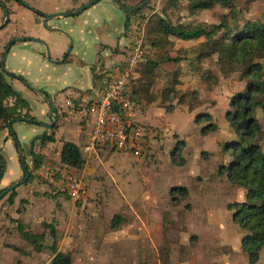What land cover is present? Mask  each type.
I'll return each instance as SVG.
<instances>
[{"label": "rangeland", "instance_id": "rangeland-1", "mask_svg": "<svg viewBox=\"0 0 264 264\" xmlns=\"http://www.w3.org/2000/svg\"><path fill=\"white\" fill-rule=\"evenodd\" d=\"M88 1L36 0L37 3L33 5L34 0H22V4L26 6L24 7L13 0H0L8 11L6 23L0 29V62L4 46L9 40L28 35L37 36L47 43L52 60H55V56L58 57L57 60L65 57L62 63L53 64L45 58V47L42 44L33 41L15 42L4 59L5 70L22 77L31 87L53 96L58 88L67 86L63 84L77 85L87 79L89 76L85 75V69L96 65L98 49L99 52L106 51L108 58L98 64L103 74L98 75L97 70H93L92 89L79 92L80 97H89L103 89L102 80L108 72L107 68L115 67L125 60L123 38L131 21L148 20V26L151 28V25H154L152 23L157 24V19L161 18L164 23L183 31H191L195 26L202 25L210 34L192 41H182L172 36L161 40V35L152 36L156 38L157 44H152L150 37L146 39L143 49L145 62L156 64L154 61H159L160 57L166 54L170 59L172 57L177 59L175 63L179 64V70L172 65H166L161 76L164 75L166 78L167 73L169 78L164 80L162 86L157 84V87H162L161 95L167 99L159 102L155 100V94L151 97L152 104L162 103V108L166 113H170V129L148 127L152 130L150 134L153 137L147 136L143 154L139 158L103 145L97 147L99 150L97 156L92 155L96 164L95 177L98 182L96 189L102 187L111 189L123 183L121 186L124 187V195L131 210L124 215L118 231H110L108 228L111 212H104L100 220L93 216L98 206L92 207V204H103L104 198L99 195L102 191L96 192L92 198L86 197L80 203H72L67 196L55 193L52 184H45L44 192L35 189L34 197L41 195L52 200V211L44 218L43 224H49L54 229L58 236L57 247L70 251L73 264H249L240 247L244 232L232 223L231 213L227 208L229 204L245 200L244 190L231 185L217 174L219 166L228 164L230 159L228 153L223 152V146L238 139L225 115L230 110L231 98L244 92L248 79L242 77L240 66L232 67L228 62L224 63V59L220 66L216 54L207 57L200 55L208 48L203 46L206 40H215L224 34V30L212 33L211 28L220 24L224 15H227L226 21L231 26L235 24L234 21L240 26L246 21L264 24V0H230L237 12L235 18H231L228 9L220 4H214L207 10L190 9V4L197 0H149L145 7L132 15L124 14L111 0H101L77 16L60 17L48 22L49 27H59L65 34L47 31L42 26V16L30 10L33 8L48 15L50 12L73 10ZM120 1L124 4L140 3V0ZM3 19L4 15L0 9V25ZM104 27H107L108 33H104ZM101 33L107 34L113 43L112 46L101 42L99 35ZM70 44L71 49L67 53ZM34 49H39L40 57L37 56V60L30 54ZM106 56L107 54H102L101 58ZM259 57L254 61H259L264 70V56ZM145 62L139 65L137 69L139 72ZM42 64L47 66L44 67ZM149 66L146 65V69ZM208 73L215 80L206 81L204 77H207ZM153 74L155 75L154 71ZM139 76L138 74L136 77ZM5 80L22 99L23 95H28L30 98H38V101L47 105L19 80L7 75ZM34 80L37 83H34ZM67 89L62 92H66ZM14 102V97H11L5 100V105L14 111ZM86 103L88 102H82ZM26 104L27 106L18 104L21 115L27 113L33 117L31 107L37 118L40 112L44 111L45 106H40L36 102H32L31 107L28 102ZM148 105L142 101L134 103V112L140 113ZM201 114L210 115L211 124L215 126V130L207 135H203L201 130L208 121L202 119L200 123L195 122V118ZM255 116L262 129L259 144L264 152V111L257 110ZM134 120L136 121V117ZM136 124L143 129L146 128L137 121ZM11 131L15 133L14 123L11 125ZM20 132L27 135L26 130ZM4 133L5 136H9L6 125L0 128L1 152L7 159L0 189L15 184L14 179L20 175L16 158L14 160L13 137L9 136V141L5 143ZM22 142L28 144L27 140ZM20 146L25 163L29 168H33V164H30L31 155L37 154L33 152L31 145ZM176 147L179 150L175 153ZM113 156L120 157L121 161L128 164V173L117 170L116 163L112 161ZM52 164L63 169L57 162L52 161ZM125 174L129 177V182L119 180ZM31 182L37 185L41 183L35 175ZM175 187L186 188L187 195L184 197L172 195L171 191ZM28 204L27 200H21L7 211L9 212L7 217L13 216L15 210L18 213H29L30 217H33L32 207L41 210L40 205L31 204L30 207ZM6 206L8 204L4 198L0 201V210ZM11 222L14 220L11 219ZM30 223L28 228L33 225L36 233L44 229L47 236L45 242L50 243L49 229L43 228L42 224ZM94 227L97 230H94ZM6 241L18 243L16 236L9 237ZM145 242L150 245L144 246L145 250L139 246V253H144L143 256L147 255L148 259L157 254V261L145 262L142 258L140 262L131 259L124 263L119 260L123 255H138L137 246ZM19 247L28 251L26 255L29 258L36 253L28 244H21ZM111 253H115L119 261H112ZM47 256L48 254L42 255L45 259ZM256 264H264V247Z\"/></svg>", "mask_w": 264, "mask_h": 264}, {"label": "trees", "instance_id": "trees-1", "mask_svg": "<svg viewBox=\"0 0 264 264\" xmlns=\"http://www.w3.org/2000/svg\"><path fill=\"white\" fill-rule=\"evenodd\" d=\"M0 4L2 3L0 2ZM214 4H220L227 8L231 18L237 16V12L230 0H197L190 4L189 8L207 10L212 8ZM36 14L42 16L40 12ZM226 20L227 15H224L220 24L211 27L212 33L224 30V34L221 33L223 35H220L221 37L218 39L206 40L203 46L208 48L200 56L207 57L216 54L220 61V66L223 59L224 63L228 62L232 67L235 65L240 66L239 70L243 74L242 77L248 79L244 92L231 98L230 110L225 115L226 120L233 128L238 139L223 146V152L228 153L230 159L228 164L219 166L217 174L225 178L231 185L244 190L245 200L229 204L227 208L231 213L232 223L244 232V236L240 242L242 252L246 255L249 264H256L259 261L260 251L264 247V152L259 144V139L262 137V129L255 116L257 110L264 111V70L262 64L259 61H254V59L260 58V55L264 56V24L246 21L240 26L234 21L235 24L231 26L230 23H227L228 20ZM148 24L147 20L145 42L147 37H150L152 44H157L156 38L152 37L157 35L172 36L182 41H192L210 34L208 29L202 25L195 26L191 31H183L171 24L164 23L161 18L157 19V24L153 22L152 24L154 25H151V28ZM173 62H177V59H174ZM150 65L151 68L146 69L144 64L140 68V72L137 70L139 69L138 66L128 82L126 95L134 103L142 101L148 104L152 101L150 86L154 78L153 68L157 67V65ZM137 72L140 75L139 77H136L138 76ZM4 74L3 71H0V128L3 125H6L8 128V123L12 125L20 119L22 121L19 122H24L23 120L25 119L35 120L29 114L21 115L20 111H18L19 103L23 106H27V104L5 80L6 74ZM204 78L206 81L215 80L209 73ZM22 80L24 79L22 78ZM131 83L132 87H130ZM11 97L15 99L14 111L5 105V100ZM202 119L208 121V124L201 130L203 135H207L209 132L215 130V126L211 124L210 115H198L195 118V122L200 123ZM54 128L55 125L51 129ZM9 136L13 137L10 132ZM41 140L42 142H52L53 137L52 135H44ZM13 141L16 147L19 142L15 133ZM31 156L33 168H29L27 163H25L28 179L22 185H26L32 181L34 170L44 162L41 161L42 158L40 160L39 155H33L32 153ZM59 160V166L66 170H81L85 164L79 148L71 142L63 143ZM51 166L55 168L53 164ZM5 169L6 160L0 151V182L4 176ZM8 188L0 189V201L6 198L7 203L12 204L15 198V189L8 191ZM187 193L188 190L184 187H175L171 191L172 195L183 197ZM117 220H119L118 217H114L112 227L116 226ZM44 228L49 229L52 239L51 245L47 247L43 245L45 233L34 234L21 223L17 224V231L25 242L32 245L37 252L46 250L50 253L52 256L50 264H71L70 255L58 251L56 246L57 236L52 226L45 224ZM12 248L17 250L15 247Z\"/></svg>", "mask_w": 264, "mask_h": 264}, {"label": "crops", "instance_id": "crops-1", "mask_svg": "<svg viewBox=\"0 0 264 264\" xmlns=\"http://www.w3.org/2000/svg\"><path fill=\"white\" fill-rule=\"evenodd\" d=\"M37 2H36V0H34L33 5H35V3H37ZM63 4H65V3H63ZM126 5L132 6V5H136V3L126 4ZM36 11H38V10H36ZM62 12H64V11H62ZM50 13L52 14V12H50ZM108 32H109V30L107 29V27H104V33H108ZM99 35L101 36V39H102L101 42L102 43L106 42L107 44H110V46H112L113 43L110 42V40L107 37V34L101 33ZM28 36L39 38V37L33 36V35H28ZM166 37H167L166 35L160 36L161 40H166ZM39 39H41V38H39ZM123 40H124V43H123V47H124L125 34H124ZM25 42H27V41H25ZM120 43H121V41H120ZM38 50L39 49H34V50H32L33 52H30V54L33 56L34 59H36L37 56H39ZM102 54H107V56L104 58H101ZM98 56L99 57H98V61H97L96 65H93L91 67H87L85 69V72H84L85 75L89 76L87 79L81 81L80 84L77 83V85H76V83L63 84V85H67V86L65 88H58L56 90V92L53 94V96L49 94L53 100V105H54V108L56 111V116L50 115L49 111H48V106L44 105V103H42L41 101H38L39 100L38 98H36V97L30 98L28 95H23V98L26 100V102H28L29 107H31L32 102H36L37 104H40V106L41 105L45 106L44 111L40 112L38 118L34 116L33 111H32V107L30 108V112H31L32 116L35 118V120L40 122V123L50 124L51 121L55 120L56 123H55L54 129H46L39 124H32V123L19 122V121L14 123V129H15V135H16V138H17L19 144H21L22 146L31 145L33 152L35 154L39 155L40 158L47 160V163H49V164H52V161L60 164L59 155H60V150H61L63 143L71 142V143L75 144L79 148L80 153H81L83 159L85 160V164L81 170L71 169V171L73 170V172L77 173L79 176L83 177L86 180V182L88 184V193L86 196L87 198H88V196H90L92 198L94 196V194L98 191H102L99 195L102 196V199L104 198L102 205L94 204V203L92 204V207L98 206V208L95 209V211H94L95 213L93 216L96 217V219L100 220L101 218H103L102 215L104 212L105 213L111 212L112 215L110 218V222L108 224V228L110 231H118L120 224L123 222L122 219L124 218V215H126L131 210L129 202H127L126 196L124 195L125 194L124 187L121 186V184H123V183L117 181L118 183H121V184L115 185L111 189H108V188L104 189L103 187L101 189H96L97 184H98L97 179H96L97 177H95V174H97L96 168H95L96 164L94 163V158L92 155L97 156L99 150L96 149V152L89 154V155H86L83 153L82 149L88 141L87 134L89 131L90 124L87 120L83 119L78 114H73L71 112V108L69 106V104L78 105L82 102H88L89 103L91 101L98 99V97L101 95V91H100L97 93L95 92L93 94V96L82 98V97H80V93H79L80 90L83 91V90L92 89V86H93L92 74L94 73L93 70H97L96 73L98 75L103 74V71L101 72L102 69L100 70L98 64H101L102 61L106 60L109 55L106 51L99 52V49H98ZM50 57H51V55H50ZM45 58H46V55H45ZM54 59H55L54 61H59V60H57L58 59L57 56H55ZM174 59H175V57H172L170 59V56L167 57L165 54L164 56L160 57L159 61H154L156 64L157 63L158 64H157V67L153 70L155 72V75L153 78V82L150 86V94H151V97L153 96V94H155V96H156L155 100L156 101L163 102L164 99H167L166 97L163 98V96L161 95V94H163V91L161 90L162 87H157V84L162 86L163 82H165L164 80H168V78H169L167 73L165 75L166 78L164 77V75L161 76L162 71L164 70V67L166 65H168V66L172 65L173 68H175L176 70H179V64L173 62ZM117 62L119 63V61H117ZM144 62H145V58H144ZM53 64H55V63H53ZM120 64L121 63H119L115 67H113V66L108 67L107 70L110 71L111 69H115L118 66H120ZM146 65L148 66L150 64H148L146 61L145 66ZM42 66L46 67L47 65L42 64ZM81 67L84 68L85 66L84 67L81 66ZM150 68H151V65L148 67V69H150ZM98 70H100V71H98ZM34 83H37V81L34 80ZM67 88H71V89H67ZM64 89H67L66 92H62ZM157 93H159V94H157ZM44 94L46 95L47 93L44 92ZM151 99H153V98H151ZM78 100H80V101H78ZM148 104H147L148 106L145 107L140 113H137V114L135 113L136 121L138 123H140L142 126H146V128H147V129L144 128L145 129L144 130L145 131V140H146L147 136H149V135L152 136L151 135L152 130L149 129L148 127H153V128H156V127H158V128L163 127L164 128V127H166L167 130L170 129V113H166V110L164 108H162L163 107L162 103L160 105H156L154 103L152 104V102H150ZM15 124H19V125H15ZM26 124H28V125H26ZM22 130L23 131L26 130L27 135L24 132H20ZM5 135H6V133H4V135H3V142L7 143L9 141L8 140L9 136H5ZM44 135H46V136L52 135L53 141L52 142H42L41 139ZM23 140H27L28 144H24L22 142ZM12 141H13V139H12ZM167 145H169V143H167ZM14 150H15L14 160L16 158L17 163L19 165V170H20L19 171L20 172L19 177L14 179V181H16L14 183H17V182H19L20 179H22L23 172H22V169L20 167V163H19V159H18V153H17V149L15 147V144H14ZM0 151H2L1 145H0ZM3 156L6 160V166H7L6 156L4 154H3ZM112 161L114 163H116L117 170L119 169L120 171H124L125 173L129 172L128 164L121 161L120 157L113 156ZM55 168L57 170H64V169H60L56 166H55ZM4 174H5V172H4ZM122 176L125 179L123 177H120V179H119L120 181H122V182H129L130 181L129 177L126 174H125V176L124 175H122ZM99 180L102 181V179H100V177H99ZM113 180H114V178H112V181ZM0 184H1V182H0ZM109 186L110 187L112 186L111 182L109 183ZM0 187H1V185H0ZM35 189H36L35 185L32 182H30L26 185L18 186L17 188H15V198L13 199V203L12 204L7 203L8 206H6L2 210H0V264H50V261L52 258L50 253L46 250L43 252H37L32 245L28 244L27 242H25L20 237V235L17 231V224L18 223H21L26 228H28L29 225H31L30 222H32L35 225L42 224L43 228H44V224H43L44 218H47L52 211V200H48L41 195H37V197H34L33 194H34V192H36ZM23 199H25L29 202L28 206H30L31 204L40 205L41 206V210H40L41 212L39 210H37V208L32 207L31 208L32 209L31 215L33 217H30L29 213H25V212L18 213L17 210H15L14 215L10 217L12 220H14V222H11V219L9 217H7V214L9 213L7 211L10 210L11 208H13L18 203H20L21 200H23ZM108 208H110V210H108ZM114 217H119L118 218L119 220H117L116 226L112 227V220L114 219ZM28 229L34 234L44 233V229L41 230L40 232H37V233L34 232L35 228L33 227V225L31 228H28ZM94 230H97V229L94 227ZM14 236H16V239H18L17 244L10 243V242L6 241L7 238L14 237ZM56 236H57V234H56ZM46 237L47 236L45 234V237L43 240V245L47 247V246L51 245L52 239H51L50 234H49L50 243H46L45 242ZM57 241H58V236L56 239V246H57ZM21 244H28L29 246H31L33 248V250L36 252L35 255H33L32 258H29L28 255H26V253L28 251L22 250V248L19 247ZM147 245H150V244H148V243L146 244V242L144 244L140 243V245L137 246L138 255H135V254L130 255L129 254L130 257L127 255L126 256L123 255L122 257H120L121 259H119V260L120 261L122 260V262H124V263L129 261V260L131 261V259L134 262L135 261L140 262L142 260V258L144 259L145 262L146 261H154V260L157 261V259H158L157 254L155 255L156 257L153 256V258L150 257L148 259L147 255L143 256L144 253H139L140 247H143V249L145 250ZM144 246H146V247H144ZM12 247L17 248V250L13 249ZM57 249L59 252L69 254L70 258H71V264H73V257L71 255L70 251L62 250L59 247H57ZM116 251L118 252L119 249H116ZM133 253H134V251H133ZM44 254H48L46 259L44 257H42V255H44ZM111 256H112V258H111L112 261L118 260V258L116 259L115 253H111L110 257Z\"/></svg>", "mask_w": 264, "mask_h": 264}, {"label": "built area", "instance_id": "built-area-1", "mask_svg": "<svg viewBox=\"0 0 264 264\" xmlns=\"http://www.w3.org/2000/svg\"><path fill=\"white\" fill-rule=\"evenodd\" d=\"M145 32L146 21H131L125 32L126 58L120 66L106 73L101 95L86 104H69L73 114L90 124L88 141L82 149L86 155L96 152L101 145L137 158L143 154L145 131L134 120V103L126 95V87L135 69L144 61ZM34 175L41 183L33 184L42 192L45 184H52L55 193L67 196L72 203H80L87 196L86 180L72 171L57 170L43 162L34 170Z\"/></svg>", "mask_w": 264, "mask_h": 264}, {"label": "water", "instance_id": "water-1", "mask_svg": "<svg viewBox=\"0 0 264 264\" xmlns=\"http://www.w3.org/2000/svg\"><path fill=\"white\" fill-rule=\"evenodd\" d=\"M99 1H101V0H89L87 3L81 5L80 7L75 8L73 10L64 11V12H56V13H52V14H48V15L42 14V19H43L42 20V26L47 31L65 34L64 31L61 30L59 27H49L48 26V22L53 20V19L60 18V17L68 18V17H72V16H77V15L83 13L85 10L91 8L93 5H95ZM111 1L124 14L132 15V14L136 13L137 11H139L140 9H142L143 7H145L149 0H142V2H140L136 6H128V5L124 4V3H122L120 0H111ZM2 11H3L4 19H3V23L0 25V28L4 27L5 21L8 18L7 10L5 8H2ZM35 12H37V11L35 10ZM25 41H33V42H37V43L42 44L45 47L46 59L49 62L62 63L64 61V59H61L59 61H54V60L51 59L48 45H47V43L44 40L36 38V37H29V36L19 37V38L14 39L6 47L5 52H4V57H3V61H2V70L7 75H9V76L13 75L12 73H10V72L5 70L4 63H3L4 59L6 58V55L8 53V50H9L11 44H13L15 42H25ZM70 49H71V44L68 47L67 53L70 51ZM14 78L19 80L26 88H28L32 92L36 93L44 102H46V104L48 106V109H49V114L50 115L53 114L54 116H56V112H55L54 105H53V100H52V98L49 95H45L42 90L35 89V88L31 87L25 80H22V78L20 76L14 75ZM17 121H22V120L20 119V120H17ZM23 121L26 122V123L39 124V125L43 126L46 129H51L53 127V125H55V123H56L55 120L51 121L50 124L40 123V122H38L36 120H32V119H25ZM8 129H9V132L13 135V139H14V133L11 131V123H8ZM16 147H17V153H18V159H19L20 167H21L22 172H23V178L19 182H17L15 184H13L12 186H10L8 188V191L14 190L18 186L24 184L27 181V179H28V171H27V168H26V164H25V160H24V153H23L22 147L19 144H17Z\"/></svg>", "mask_w": 264, "mask_h": 264}, {"label": "flooded vegetation", "instance_id": "flooded-vegetation-1", "mask_svg": "<svg viewBox=\"0 0 264 264\" xmlns=\"http://www.w3.org/2000/svg\"><path fill=\"white\" fill-rule=\"evenodd\" d=\"M16 3H19L20 5H22V6H24L23 4H22V0H19V1H15ZM3 4H0V8H1V10H2V8H5L4 6H2ZM24 7H26V6H24ZM6 9V8H5ZM34 14H36V13H38L39 11H37V12H35V9H33V8H31L30 9ZM3 12V11H2ZM8 12V11H7ZM5 23H6V21H5ZM5 25V24H4ZM0 29H2V28H0ZM14 39H11V40H9L7 43H6V45L4 46V49H3V53H2V57H1V62H0V70L1 71H3L2 70V58L4 57V52H5V49H6V47L13 41ZM14 45V43L13 44H11V46H10V48L12 47ZM10 48H9V50H10ZM8 50V51H9ZM64 59H65V57H64ZM3 73H5L4 71H3ZM6 74V73H5ZM7 75V74H6ZM8 77H10V78H13L14 79V75H12V76H9V75H7ZM47 95V94H46Z\"/></svg>", "mask_w": 264, "mask_h": 264}]
</instances>
